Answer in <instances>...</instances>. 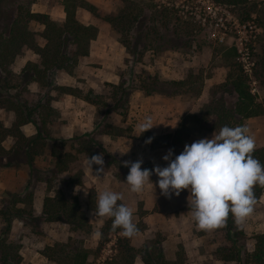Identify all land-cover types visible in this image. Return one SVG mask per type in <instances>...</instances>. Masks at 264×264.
Segmentation results:
<instances>
[{
    "label": "trees",
    "instance_id": "obj_1",
    "mask_svg": "<svg viewBox=\"0 0 264 264\" xmlns=\"http://www.w3.org/2000/svg\"><path fill=\"white\" fill-rule=\"evenodd\" d=\"M214 1L239 7V12L236 13L240 18L250 17L252 13L256 14V21H259L261 31L255 43L261 47V52L256 54V64L252 73L258 85H264V0ZM32 2L33 0L17 2L9 26L0 30V108L13 114L8 126L0 122V155L19 152L26 159L25 164L33 167L34 159L51 143L50 155L56 172L67 174L62 187L53 189L52 194L43 198L41 215L48 222L59 221L67 224L72 235L64 242L45 245L40 249V254L53 264H89L91 257L99 255L102 243L110 235L115 234L117 253L106 259L103 264H134L138 255L142 264H184V251L181 245L175 258L168 259L161 246L163 236L157 232L147 245L139 249L135 248L127 237L118 235L123 232L121 228L113 230L112 218H106L100 227L99 232L102 233V237L99 238L98 246L95 249L85 246V242L92 234V224L81 206L79 196L72 193V190L80 186L85 177L83 161L103 152L104 146L94 137L83 133L72 137L74 141L70 144V149L62 148L66 139L62 138L58 142L51 132L50 126L57 116V110L50 105L52 97L49 90L55 89L52 83L54 71L64 70L73 74L79 58L89 54L90 42L97 35L95 26L84 25L76 19L78 7H84L108 22L118 34L119 42L136 62L146 51L157 54L166 50L183 48L190 50L194 42L203 41L202 38L207 34L206 30L198 27L195 22L177 15L178 10L174 7L163 5L161 10H156L153 4L149 3L147 6L144 0H120L121 5L115 12L104 15L97 12L96 6L86 0H62L65 11V19L62 22L51 19L45 13L32 12L30 9ZM8 11L6 10L5 13ZM170 15H173V18ZM171 18H175L178 24L171 26L169 20ZM30 21L43 25L40 34L29 29ZM38 37H41L43 44H39ZM26 50L32 51L37 61L28 60L17 73L13 72L14 62ZM222 58L228 68L226 78L210 88V98L201 106L199 114H189L182 120L183 122H180L175 132L177 137L179 131L187 135L193 132L194 129L189 131L192 122L199 123L204 120V124H208L209 120L213 119L215 126L221 129L225 125L244 126V119L264 114V98L259 101L257 94L251 91L249 76L243 72L242 64L238 62L235 48L224 49ZM201 83V73H189L181 80H163L158 75L146 73L145 76L138 75L133 90L141 91L145 95L173 96L189 91L198 94L200 89L196 91L195 88L201 86ZM33 85H37L38 92L31 90L30 86ZM109 86L113 91L115 99L113 102H108L105 96L94 93L91 89L86 92L71 86H57L56 89L61 93L82 98L94 105L98 112L104 109V115L116 113L121 117V121L125 122L132 88L124 80L118 84L110 83ZM97 125L103 128L104 134L122 135L121 127L105 121L102 125L96 123V127ZM24 126H31L33 132L26 133L22 129ZM144 134L148 135L144 139L155 138L148 131ZM7 137L13 138L9 149H5L2 145ZM253 155L264 164V145L256 147ZM263 190L264 187L259 185L255 187L257 200ZM96 200L95 190L90 189L87 208L95 213ZM118 203L122 202L118 201ZM11 204L4 209L0 208L2 229L0 264H21L20 245L8 242L6 236L11 230L12 219L33 215L31 195L27 196L26 201L16 197ZM219 229L225 232V243H228L221 245L217 250L222 255V259L235 261L236 264H264V232L252 235L253 249L248 252L242 250L239 237L244 236V233L237 230L231 214L226 226ZM235 230L237 236L232 233Z\"/></svg>",
    "mask_w": 264,
    "mask_h": 264
},
{
    "label": "rangeland",
    "instance_id": "obj_2",
    "mask_svg": "<svg viewBox=\"0 0 264 264\" xmlns=\"http://www.w3.org/2000/svg\"><path fill=\"white\" fill-rule=\"evenodd\" d=\"M19 1L21 0H0V30L9 26L8 24L13 17L16 3ZM33 1L36 2L37 0ZM144 1L147 6L150 3L154 5L156 10H161L163 5L171 7L169 5L175 0ZM250 1L259 2L262 0ZM39 2L42 3V1ZM88 2L96 6L97 12L101 15L115 12L121 5L120 0H88ZM231 8L234 12H239L240 9L237 6H231ZM176 9L178 10L177 15L186 18L188 21H192L187 15L185 17L178 8ZM6 10L9 11L5 13ZM56 13H58V10H56ZM251 16H255L256 18V14L252 13L250 17L244 16L242 19H250ZM79 17L85 23L95 26L98 34L93 41V51L90 57H88L85 63L80 64L77 75L73 78L72 85L83 92L91 89L94 93H98L103 97L105 96L108 102L115 101L113 91L109 86L110 83L118 84L121 80H124L132 88L128 102V115L125 122H122L121 117L115 113L104 115V109L98 112L92 104L82 98L71 103L72 97H67V100L63 101L64 109L62 110L61 117L57 111L58 115L51 123L53 138L58 142L62 138L66 139L62 147L64 150L70 149V144L74 141H72L74 135L83 133L94 137L104 146V150L101 152L105 167L103 172L100 175H96L95 169L97 166L93 165V171H91L87 167V159H85L83 161L85 173L83 182L72 190V193L79 196L81 206L86 211L88 220L92 224V234L85 242V246L90 249H95L98 246L99 238L96 236V233L107 218L101 217L95 214V211L87 208L88 191L94 189L97 198L100 192L111 190L120 192L124 197L121 202L134 210L133 221L137 224L139 231L128 239L129 243L135 248L144 247L159 232L163 236L161 246L168 259L175 258V254L181 245L184 251V264H236L235 261L222 259V255L217 252L221 245H228V243H225V232L220 229L202 231L191 218V222L184 220L181 225H179L178 221L175 222L173 230H180L179 237H176L174 234H167L172 230L167 225L162 227V232L155 230L152 226L147 228L142 218L144 214L142 206L145 199L148 200L147 205L151 206L154 194L160 191L156 183L158 177L153 173L150 176V181L144 186L143 191L133 193L130 190V185L126 182L129 168L125 167L122 163L124 160L135 161L138 158H142V168L151 170L156 165L163 167L162 157L167 153L168 149L173 150L174 157L182 152L185 144L190 145L193 141L201 138L210 139L220 131L219 127L215 126L214 120L210 119L208 124H204V120H201L199 123L192 122L189 131L191 132V129H194V131L189 133V135L182 133V131H179V137L175 135L180 122L184 118H187L192 113L199 114L201 106L210 98V88L224 81L226 78L228 68L224 65L222 52L229 45L216 41L211 36V32L205 29L207 34L202 38L203 41L194 42L190 50L184 48L166 50L157 54L146 51L140 60L136 62L118 41L116 31L101 17H97L82 8H79ZM170 17L173 18V15H170ZM172 18L169 19L171 26H175L178 23L175 18ZM159 22L161 21L159 20ZM257 23L258 25L260 24L258 20ZM196 25L201 27L198 24ZM29 26L33 30L40 27L35 22H31ZM260 52L261 47L255 43L251 49L253 66L256 64V54H260ZM24 58L25 55L18 57L14 63V71L18 72ZM237 60L240 63L238 55ZM253 66L250 72L244 69L243 72L249 76L251 91L257 94L259 101H262L264 98V85H258L256 77L252 73ZM146 73L158 75L163 80H181L189 73H201V86L198 85L195 88L196 91L198 89L200 91L198 94H195L194 91H189L173 96H165L162 94L145 95L141 91L133 90L134 85L137 83L138 75L145 76ZM60 75L62 78L59 79L58 76V81L70 82L63 74ZM53 78L55 80L54 76ZM30 88L38 92L35 86H31ZM51 93L57 94L54 90ZM69 104L73 109L65 107L69 106ZM148 116H151L153 122L157 124L154 128L148 130L155 138L150 143H145L147 139L144 138L148 137V135L144 133L141 135L136 134H138V125ZM5 120L8 121L7 118ZM104 121L121 127L122 135L104 134L101 126L97 125L96 127V123L102 125ZM243 122L247 123L246 127L249 130L247 135L254 137V131L260 132L261 139L257 140L254 138L259 142H264V116L247 118ZM175 123L176 126L174 128L172 125ZM163 124H166L164 128ZM5 144L7 143L4 142V146ZM50 144L46 146L42 154L34 159L32 162L33 167L25 164L26 159L19 152L13 151L0 155V208L4 209L9 204L12 205L11 203L16 197L24 201H26L28 195H31L32 198V217L12 219L11 230L6 236L8 242L20 245L21 264H53L40 254V249L47 244L52 245L55 242H64L72 235L67 224L59 221L48 222L41 215L43 198L46 195L52 194L53 189L62 187V182L67 176L66 173L56 172L53 158L50 155ZM155 149L157 150L153 155L157 158L158 162L155 161V164H153L151 159L146 157L145 153L149 154L150 150ZM124 151L126 152L121 154ZM94 185L97 187H94ZM163 203L167 208L173 207L168 200ZM174 205L179 207L185 215L188 214V205L183 200H179ZM156 208L152 209V214ZM235 226L237 230H241L244 233V236L239 237L240 244L243 246L242 250L252 251V235L264 232V190L254 206L252 215L241 225L235 223ZM1 230L0 227V232ZM237 230L232 231V233L236 235ZM122 233L118 235L123 236ZM116 238L115 234L110 235L102 243L99 255L89 259V264H103L106 259L116 254ZM134 264H142L139 255L135 258Z\"/></svg>",
    "mask_w": 264,
    "mask_h": 264
},
{
    "label": "clouds",
    "instance_id": "obj_3",
    "mask_svg": "<svg viewBox=\"0 0 264 264\" xmlns=\"http://www.w3.org/2000/svg\"><path fill=\"white\" fill-rule=\"evenodd\" d=\"M151 116L138 125V134L152 129ZM176 126V123L172 125ZM246 126H222L212 138H201L190 145L185 144L182 152L173 157V150L168 149L162 157L167 166H154L151 170L142 168L143 159L122 161L129 168L126 182L133 193L143 191L150 176L155 173L161 194L167 198L179 196L182 190H188V210L198 228L212 231L223 228L229 215L237 225H241L254 212L257 203L255 187H264V164L254 157L255 138L247 135ZM149 137L145 143H150ZM126 151L121 152L124 154ZM87 167L96 175L104 170L103 154L88 157ZM152 183V182H151ZM153 186V184H152ZM120 192L104 190L96 200V213L101 217L112 218V228H121L123 236L133 237L138 231L133 221V208L124 203ZM98 238L102 237L99 231Z\"/></svg>",
    "mask_w": 264,
    "mask_h": 264
},
{
    "label": "crops",
    "instance_id": "obj_4",
    "mask_svg": "<svg viewBox=\"0 0 264 264\" xmlns=\"http://www.w3.org/2000/svg\"><path fill=\"white\" fill-rule=\"evenodd\" d=\"M39 1H42V3H40ZM88 1V0H86ZM58 2V3H57ZM35 7V8H34ZM79 8H82V9H85V11H88L86 8L84 7H78L76 9V19L81 22L82 24L84 25H91L89 23H85L84 21H82L79 17ZM30 9L32 12H40V13H45L47 15L50 16L51 19L57 21V22H62L64 19H65V11H64V5L62 3V0H37L36 2H32L30 4ZM56 10H58V13H56ZM90 12V11H88ZM91 13V12H90ZM108 14V13H107ZM31 22H35L37 23L40 27L39 28H36V30H33L30 28L29 26V29L33 32H37L38 34L41 33L42 29H43V25H41L40 23L36 22V21H30ZM106 22V21H105ZM29 23V24H30ZM108 23V22H107ZM109 24V23H108ZM110 25V24H109ZM113 29V28H112ZM114 30V29H113ZM98 34V33H97ZM118 35V34H117ZM97 37V35H96ZM95 37V38H96ZM40 38V39H38ZM37 38V41H39L38 43L39 44H43L42 40H41V37H38ZM95 39H92L91 42H90V48H89V54L87 56H83V57H80L79 60H78V63H77V66H76V69L74 71L73 74H69L67 73L66 71L64 70H55L54 71V74L53 75L55 77V80L53 78V85H54V88L55 89H51L49 90V94L50 96L52 97L51 99V102H50V105L55 108L58 112H59V115L61 117L62 115V110L64 109V103L63 101H66L67 100V97H72V101H70L71 103H73V101H78L80 99V97H75L71 94H68V93H61L59 90H57V86H71V87H75L74 85H72L73 83V78L77 75V72H78V69L80 68V64L81 63H85V61H87L88 57H90L91 55V52L93 51L92 47H93V41ZM119 41V39H118ZM123 46V45H122ZM124 47V46H123ZM125 49V47H124ZM126 51V49H125ZM25 52H28V53H25ZM22 56L25 55V58L23 59V63L20 67V69L25 65V63L28 61V60H33V61H37V58L35 56V54L30 51V50H26ZM127 52V51H126ZM21 56V55H20ZM19 57V56H18ZM17 57V59H18ZM16 59V60H17ZM16 62V61H15ZM14 62V63H15ZM19 69V70H20ZM12 70L13 72L17 73L16 71H14V64H13V67H12ZM18 70V71H19ZM60 74H63L66 78H68V80L70 82H61V81H58L57 80V77L59 76V79L62 78V76ZM36 87L37 91H38V87L37 85H33ZM31 87V86H30ZM54 90L55 93H57L56 95L54 93H51L52 91ZM33 91V90H32ZM35 92V91H34ZM69 101V100H68ZM76 106H77V102H76ZM93 107H95L94 105H92ZM66 108L69 107L71 109H73L71 107V105L69 104V106H65ZM58 112H57V115H58ZM116 114V113H115ZM7 115V116H6ZM118 115V114H117ZM260 116H264V114L262 115H259V116H256V117H260ZM57 117V116H56ZM8 121H4V119H6ZM9 118V119H8ZM250 118H253V117H250ZM13 119V114L12 112H9V111H5L4 109L0 108V122H2L4 124V126H8L11 121ZM245 120V119H244ZM4 121V122H3ZM62 126H63V122H62ZM61 126V127H62ZM166 126V124H163V128ZM244 126H247V123L244 122ZM28 127V128H27ZM51 127V126H50ZM158 127V126H157ZM161 127V126H159ZM154 128V127H153ZM175 128V127H174ZM23 131H25L26 133H32L33 132V128L31 126H24L22 127ZM25 129H28V130H25ZM92 129V128H91ZM253 135L254 137L259 140L261 139V133L260 132H253ZM264 139V138H263ZM255 140L256 142V147L258 146H262L264 145V142H259ZM4 142H6L7 144H5L4 146ZM13 143V138L12 137H7L3 142H2V145L5 149H9V147L11 146V144ZM109 148V147H108ZM111 149V148H110ZM156 150H150V153L146 154V157H148L149 159H151L152 163L155 164V161H157V158L154 157V153H156ZM149 151V149H148ZM164 164H166L165 166H167V162L166 161H162ZM164 164H163V167H164ZM94 187H97L94 185ZM189 191L188 190H182L179 194V196H176V195H172L171 198H165L164 195L161 194V191H158L157 193L154 194L153 196V199L152 200V204L151 206H148L147 205V202L148 200L145 199L144 201V205L142 206V209L144 211V214L142 216L144 222L146 223V226L147 228H149L150 226H152L155 230H159V231H163V226L164 225H167L169 226L170 228H172V230L167 233V234H174L176 237H179V233H180V230H173V228H175V222L178 221L179 222V225H181L182 221L186 220V221H190V218H192V215H191V210H187L188 214L185 215L183 213V211L177 207L176 205H174L176 202H178L179 200H183L187 205H188V198H189ZM151 199V197H149ZM168 200L170 205L173 206V207H166L164 205V201ZM154 207H157L156 210H154L153 214H152V209Z\"/></svg>",
    "mask_w": 264,
    "mask_h": 264
},
{
    "label": "built area",
    "instance_id": "obj_5",
    "mask_svg": "<svg viewBox=\"0 0 264 264\" xmlns=\"http://www.w3.org/2000/svg\"><path fill=\"white\" fill-rule=\"evenodd\" d=\"M169 6L209 30L216 41L234 47L243 69L251 71L254 64L251 49L261 30L255 16L244 20L232 10V5L214 0H175Z\"/></svg>",
    "mask_w": 264,
    "mask_h": 264
}]
</instances>
